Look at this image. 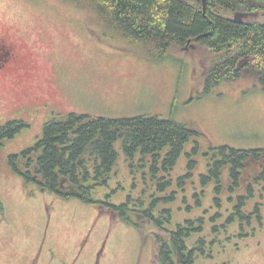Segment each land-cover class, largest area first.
<instances>
[{
  "label": "rangeland",
  "instance_id": "1",
  "mask_svg": "<svg viewBox=\"0 0 264 264\" xmlns=\"http://www.w3.org/2000/svg\"><path fill=\"white\" fill-rule=\"evenodd\" d=\"M234 12L223 15L233 19ZM0 21L12 25L15 36L24 34L16 47L19 66L32 72L25 77L20 69L16 84L0 82V127L23 119L17 112L27 113L36 104L29 99L30 90L41 85L51 70L74 100L70 112L69 107L52 104L59 115L43 122L44 113L38 114L32 130L5 142L0 150V264H69L77 247L80 264H162L154 259L156 229L151 224L138 229L101 214L97 205L43 193L36 184L24 182L22 158L15 161L18 172L10 164L11 155L41 138L42 123L65 121L73 113L110 120L159 117L194 129L199 136L185 143L177 165L168 173L172 187L167 193L176 192L175 200L160 202L158 210L171 209L174 224L203 216L207 209V217L214 215L215 198L224 204L219 224L229 215L227 209L232 212V206H226L227 190L217 194L216 181L205 186L201 176L207 174L212 149L264 150V90L255 79L224 81L205 92L206 75L223 54L192 41L188 47L172 46L159 56L153 44L130 43L123 27L106 23L95 8L74 0H0ZM38 38L41 47L30 57L24 49ZM42 51L46 56H41ZM54 94L51 91L44 101ZM114 147L118 153L115 175L107 186L93 191L94 201L114 206L129 201L130 209L140 210L165 196L158 183L167 175L165 153L155 164L153 157L142 153L127 159L121 142ZM191 161L196 165L189 169ZM187 174L191 176L181 191L177 181ZM254 174L249 167L244 184L255 182L246 180ZM228 179L229 168H224V186ZM254 188V197L242 212L248 215L258 207L260 214L254 216L262 220H252V228L246 229L250 236L239 239L238 226H231L228 234L238 237L218 245L209 258L195 257V264H264V183ZM241 194L244 191L233 196ZM187 207L192 210L188 212Z\"/></svg>",
  "mask_w": 264,
  "mask_h": 264
},
{
  "label": "trees",
  "instance_id": "2",
  "mask_svg": "<svg viewBox=\"0 0 264 264\" xmlns=\"http://www.w3.org/2000/svg\"><path fill=\"white\" fill-rule=\"evenodd\" d=\"M74 1L95 8L106 23L123 27V36L132 41L130 43L138 46L153 44L159 56L165 55L172 46L188 47L192 41L223 54L224 57L206 75L205 92L224 81L242 77L255 79L264 90V25L238 24L223 15L241 8L240 0H207L205 12L202 0ZM257 1L264 8V0ZM14 125L0 128V150L5 139L13 135ZM194 136H199L194 129L159 117L110 120L91 119L73 113L65 121L45 123L41 138L21 154L24 168L20 174L25 183L36 184L43 193L65 201L77 199L97 205L101 214L106 212L114 220L132 224L138 229H142L145 223L151 224L156 229L153 234L156 261L162 264H195V257L211 256L218 245L238 237L228 234L231 226H238L239 239L250 236L246 229L252 228L254 213L260 214L259 208L248 215L242 210L254 197V187L264 183V150L212 149L207 174L201 176V181L205 186L216 181L217 194L225 188L229 194L226 206H232V212L227 209L229 215L219 224L224 204L215 198L217 212L214 215L207 217L210 213L207 209L203 216L174 224L172 210H158V204L175 200L176 192L167 193V189L172 187L168 173L177 165L185 143ZM117 142H121L127 159L142 153L153 157L157 164L165 153L163 170L167 175L158 182L159 191L165 196L154 200L148 208L133 210L129 201L114 206L91 198L96 188L107 186L115 175L118 153L114 145ZM17 158H11V165L18 172ZM195 165V162H189V169ZM249 167L255 169V174L246 180L254 179L255 182L244 184V173ZM224 168H229L227 186L221 181ZM152 170L157 171L155 167ZM190 176L187 174L178 179L181 191L184 190V181ZM240 190L244 194L234 198L233 195ZM195 196L199 198L197 194ZM199 204L200 200L197 201ZM187 208L188 212L192 210ZM256 219L260 221L262 217ZM222 235L226 236L224 240Z\"/></svg>",
  "mask_w": 264,
  "mask_h": 264
},
{
  "label": "flooded vegetation",
  "instance_id": "3",
  "mask_svg": "<svg viewBox=\"0 0 264 264\" xmlns=\"http://www.w3.org/2000/svg\"><path fill=\"white\" fill-rule=\"evenodd\" d=\"M239 2L241 8H239L234 12V18L233 19L227 18V19L231 21H236L238 24H244V25H249L250 23H257L264 25V23L260 22V21H264V8L259 1L240 0ZM4 27L6 28L5 31L3 30ZM15 33L16 30L14 29V27H12V25H8L0 21V82L4 80L5 82H8L10 84H16L15 78H18L20 69L22 70V74L25 77L32 76L30 74L32 72L31 70H29L30 67H27L25 69L19 66L21 55L18 49H16V47L17 44H19V39L21 38L24 39L23 38L24 34L18 33L15 36ZM40 43L41 42L39 38L32 39L31 42L29 43L30 45L28 47L26 46V49H24L26 54H29L30 57L33 56V54L35 55L36 49L37 48L40 49L41 47ZM22 46L25 47L24 44H22ZM46 53L47 52L42 51L41 56H46ZM12 71L14 72V74ZM66 90H67L66 86L61 83L60 79L58 78L57 72L55 70H51L49 72V76L44 77V80L42 77L41 85H39L36 88L32 87L30 90L29 99L31 102L36 104H33V106L30 108V110L27 113H24L21 110L17 112L22 114L23 116V119L21 121L8 122L5 126L0 127L3 128L8 126L9 124H15L12 129L13 135L10 138H6L4 143L10 140H14L18 135L22 136L24 133L32 130L33 129L32 121L38 114L44 113L43 114L44 119L42 120L43 122L48 120L49 118H53L59 115L60 113L57 111L56 108L53 107L52 104H54L55 106L59 105V106L69 107L68 112L73 110L74 108L73 97H71V94H69ZM51 91L55 93L54 98H48V99L46 98V100L44 101L45 96L49 94ZM42 127H44L43 123H42ZM22 152L19 153L18 155H11L9 159L10 164H11V158L14 156L21 158Z\"/></svg>",
  "mask_w": 264,
  "mask_h": 264
},
{
  "label": "crops",
  "instance_id": "4",
  "mask_svg": "<svg viewBox=\"0 0 264 264\" xmlns=\"http://www.w3.org/2000/svg\"><path fill=\"white\" fill-rule=\"evenodd\" d=\"M78 245V244H77ZM78 248L79 247H77V249H75V250H77V253H75L73 256H72V258L70 259V261L68 262L69 264H72V262L74 263V264H80V257L82 256V254H81V252H78ZM96 261V260H95ZM94 261V262H95ZM49 264H52V263H49Z\"/></svg>",
  "mask_w": 264,
  "mask_h": 264
},
{
  "label": "water",
  "instance_id": "5",
  "mask_svg": "<svg viewBox=\"0 0 264 264\" xmlns=\"http://www.w3.org/2000/svg\"><path fill=\"white\" fill-rule=\"evenodd\" d=\"M202 3H203V12H205L206 7H207V0H202Z\"/></svg>",
  "mask_w": 264,
  "mask_h": 264
}]
</instances>
